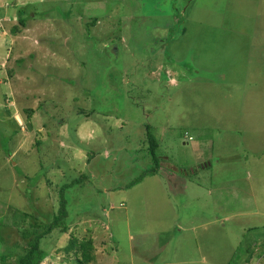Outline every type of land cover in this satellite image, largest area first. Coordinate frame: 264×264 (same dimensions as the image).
<instances>
[{
	"label": "rangeland",
	"instance_id": "rangeland-1",
	"mask_svg": "<svg viewBox=\"0 0 264 264\" xmlns=\"http://www.w3.org/2000/svg\"><path fill=\"white\" fill-rule=\"evenodd\" d=\"M261 60L264 0H0V264L83 177L43 264H75L72 237L90 264H264ZM147 125L162 166L125 189L154 165Z\"/></svg>",
	"mask_w": 264,
	"mask_h": 264
},
{
	"label": "trees",
	"instance_id": "trees-1",
	"mask_svg": "<svg viewBox=\"0 0 264 264\" xmlns=\"http://www.w3.org/2000/svg\"><path fill=\"white\" fill-rule=\"evenodd\" d=\"M27 18L30 19V14L25 8H19L17 10V22L16 25L11 30L12 35H16L20 32H22L24 29L29 28L27 22ZM94 23H96V19H94ZM74 28V27H73ZM31 57H34L33 54L30 55ZM19 62V60H17ZM24 59L22 58L19 64H23ZM27 111V110H26ZM29 112L32 113V110H29ZM15 131V130H14ZM15 132H18L17 130ZM146 132H147V140L149 145L146 147V150L150 152L154 165L148 167L147 170L143 172V174L138 177L135 181L129 183L125 189H130L135 184L141 182L145 176L156 174L159 172L161 168V160L160 156L158 154V149L160 148V142L159 138H157L152 133V128L150 125L146 126ZM14 133V132H13ZM18 134V133H16ZM192 137V136H189ZM11 138V136H10ZM43 142L41 140L37 141V146L42 145ZM86 179V177H83V180ZM82 178L75 179L71 183L64 184L60 189V202H59V209L58 212L53 215L52 221L45 226V230L42 233L37 234L33 240L30 239L27 244H25L26 250L24 251L23 256H21L18 259V264H43L45 260V252L46 250L43 249V241L44 238L48 235H51L54 233L55 230L60 229L62 233H67L69 231V224L67 222V219L69 218L70 211L68 209V206L70 204L69 197L66 195V190L73 188L75 185H79L83 182ZM102 193V191H99ZM32 218V216H30ZM32 229H40L42 228V224H34L32 226H29L24 231L25 238H30L31 234L34 232ZM251 229H258V227L253 228H247V231L249 232ZM31 233V234H30ZM2 237L4 241V236L1 235L0 243H2ZM57 239H59L57 237ZM95 248L92 244V240H79L77 237H72L69 244L65 248V251L67 254H72L75 257V264H90L94 261V252ZM243 250L236 256L235 260L233 262L230 261L231 264H238V261L242 255ZM229 263V264H230Z\"/></svg>",
	"mask_w": 264,
	"mask_h": 264
},
{
	"label": "crops",
	"instance_id": "crops-1",
	"mask_svg": "<svg viewBox=\"0 0 264 264\" xmlns=\"http://www.w3.org/2000/svg\"><path fill=\"white\" fill-rule=\"evenodd\" d=\"M231 31H229V33H230ZM227 35H228V32H226L225 33V38H227ZM262 61V60H261ZM262 62H264V61H262ZM184 181L182 182V184L180 183V184H178L179 186H181V189H184L185 191H186V194H187V198H188V200H194V198L192 197L193 196V192H192V190H193V187H194V185H196V184H194L189 178H187L186 176L184 177ZM219 183H215L214 185H213V187H212V189H211V192H213V193H216L219 189H220V187H222L223 186V184H225L224 182L223 183H221V184H219V186H216V185H218ZM231 184V183H230ZM226 185H229V184H226ZM214 186H216V187H214ZM172 190V189H171ZM175 190H178V189H175ZM173 191V190H172ZM232 191H233V189H232ZM175 192V191H174ZM238 195V194H237ZM235 193H234V191H233V195H231L230 196V198H231V201L229 202L230 203V208H231V206L233 205V206H235V205H239V202H238V200L237 199H239V197L237 196ZM197 199V198H196ZM188 203H189V201H188ZM223 207V206H222ZM222 207H220V208H222ZM219 208V209H220ZM222 213H223V217L221 218V221L223 222V225H225V222L226 221H228L229 220V216H227L226 215V211L225 210H220ZM229 261H230V257H229Z\"/></svg>",
	"mask_w": 264,
	"mask_h": 264
},
{
	"label": "clouds",
	"instance_id": "clouds-1",
	"mask_svg": "<svg viewBox=\"0 0 264 264\" xmlns=\"http://www.w3.org/2000/svg\"><path fill=\"white\" fill-rule=\"evenodd\" d=\"M190 138H192V137H190Z\"/></svg>",
	"mask_w": 264,
	"mask_h": 264
}]
</instances>
